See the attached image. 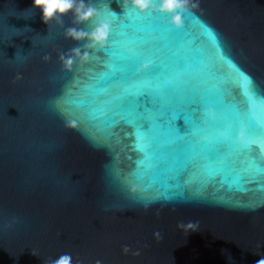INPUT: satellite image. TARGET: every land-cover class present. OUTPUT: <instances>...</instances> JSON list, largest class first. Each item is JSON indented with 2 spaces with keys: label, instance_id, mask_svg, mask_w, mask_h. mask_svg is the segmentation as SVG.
<instances>
[{
  "label": "water",
  "instance_id": "95a60500",
  "mask_svg": "<svg viewBox=\"0 0 264 264\" xmlns=\"http://www.w3.org/2000/svg\"><path fill=\"white\" fill-rule=\"evenodd\" d=\"M86 2L110 35L65 71L57 54L86 41L64 30L90 31L95 18L46 25L32 0H0V264L65 253L72 264L264 258V169L249 174L244 160L233 166L235 148L217 151V134L231 123V145L240 127L225 95L264 131V0H197L180 29L164 14L125 12L121 0ZM245 76L256 99L245 100ZM193 103L217 117L197 135L176 119ZM120 121L131 127L114 129Z\"/></svg>",
  "mask_w": 264,
  "mask_h": 264
},
{
  "label": "clouds",
  "instance_id": "9594fccd",
  "mask_svg": "<svg viewBox=\"0 0 264 264\" xmlns=\"http://www.w3.org/2000/svg\"><path fill=\"white\" fill-rule=\"evenodd\" d=\"M121 4L125 12L132 9L139 14L155 12L167 15L169 17L168 23L176 29L183 27L182 18L185 13L192 12L199 7L197 0H121ZM32 7L41 10L42 22L46 25L51 21H56V23L61 24L63 21L62 17L68 13L72 14V22L74 25L93 21L95 18V23L90 31H85L78 27H68L64 30L63 35L65 39H71L77 43L86 41V43H83L81 46L71 48L66 52L61 51L57 54V59L65 71H71L72 66L77 61H79L81 65L86 64L90 58L89 50H103L105 48L111 31V23L106 17L101 19L97 8L90 2H86V0H32ZM113 15L115 14L113 13ZM43 59L47 61L50 59V56L45 55ZM149 66V63H141L139 70L144 71ZM17 79H19V77H17ZM204 115L208 120L215 119V115L211 109L207 110ZM66 123L68 127H75L74 121L69 120ZM236 138L237 141L243 142V130L237 132ZM201 139H203V137H201ZM15 223L16 220L13 219L9 224L4 225V227L11 228ZM177 227L180 229L186 228L195 230L198 225L194 223L184 225L181 223L178 224ZM154 236L159 239L160 233H154ZM122 251L124 254H127L129 252V247L124 246ZM139 254L138 250L133 253V255ZM44 264H72V256L71 254L65 253L56 259L45 261ZM95 264H103V261L97 259ZM255 264H264V258L258 259L255 261Z\"/></svg>",
  "mask_w": 264,
  "mask_h": 264
},
{
  "label": "snow or ice",
  "instance_id": "6c2138e0",
  "mask_svg": "<svg viewBox=\"0 0 264 264\" xmlns=\"http://www.w3.org/2000/svg\"><path fill=\"white\" fill-rule=\"evenodd\" d=\"M145 63H149L150 65H152L154 62L152 60H148ZM105 70H107V68H105ZM245 77L247 88V91L243 92L245 100L247 101L249 98L256 99L255 95L253 94V81L250 77ZM259 99L264 101V94H262ZM224 102L226 104L231 105L234 111L241 115V119L239 120L240 127L237 132L243 130L244 140L243 142L237 141L236 132L235 136L232 137L234 144L230 145L227 143V138L229 137L232 128V124L229 123L228 127L224 131H221L217 134V151L223 153L225 151L231 150L232 148H235L237 155L233 160V166L239 167L241 160H244L245 163L249 166L247 169L249 174L258 173L259 170L264 169V150L257 151L258 141L264 142V131H261L259 135H257L255 130L253 129L252 124L243 118V112L245 108L242 107L239 103H237L233 98H230L228 95H225ZM207 110L209 109L202 111L198 104L193 103L188 109L187 119H185L183 116H177L176 119H184L185 127L191 126V134L197 135L201 131V125H206L209 122H213L217 119V117L215 116L214 120H208L204 115ZM125 125L131 127L128 121H120L114 125V129ZM181 131L183 132V129H181ZM184 134L187 135V133ZM142 138V136L137 135V139ZM203 139H207V137H203ZM138 147L142 150L141 145H138ZM240 179L243 183L250 182V180H248L247 177L244 175H242Z\"/></svg>",
  "mask_w": 264,
  "mask_h": 264
}]
</instances>
